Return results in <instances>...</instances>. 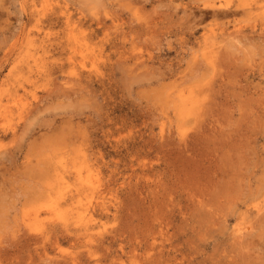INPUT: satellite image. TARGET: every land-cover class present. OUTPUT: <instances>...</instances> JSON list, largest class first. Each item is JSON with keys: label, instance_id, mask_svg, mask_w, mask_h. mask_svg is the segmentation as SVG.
<instances>
[{"label": "rangeland", "instance_id": "1", "mask_svg": "<svg viewBox=\"0 0 264 264\" xmlns=\"http://www.w3.org/2000/svg\"><path fill=\"white\" fill-rule=\"evenodd\" d=\"M0 264H264V0H0Z\"/></svg>", "mask_w": 264, "mask_h": 264}, {"label": "bare ground", "instance_id": "2", "mask_svg": "<svg viewBox=\"0 0 264 264\" xmlns=\"http://www.w3.org/2000/svg\"><path fill=\"white\" fill-rule=\"evenodd\" d=\"M201 11V10H200ZM239 11V10H238ZM204 12V11H203ZM236 12V11H235ZM225 13V12H224ZM228 13V12H227ZM226 14V13H225ZM232 14V13H231ZM219 16V15H218ZM206 49V48H205ZM174 99H175V97H174ZM14 104V103H13ZM170 105V104H169ZM200 110V109H199ZM88 209V208H87ZM49 211V210H48ZM51 214V213H50Z\"/></svg>", "mask_w": 264, "mask_h": 264}]
</instances>
